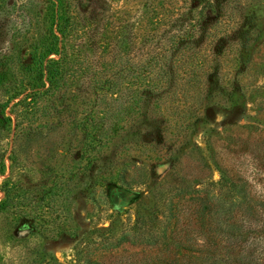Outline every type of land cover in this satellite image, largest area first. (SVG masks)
I'll return each instance as SVG.
<instances>
[{
    "label": "trees",
    "instance_id": "trees-1",
    "mask_svg": "<svg viewBox=\"0 0 264 264\" xmlns=\"http://www.w3.org/2000/svg\"><path fill=\"white\" fill-rule=\"evenodd\" d=\"M226 1L140 0L133 10L113 7V0L87 5L81 0H0V85L14 100V129L23 131L31 122L34 102L57 101V117L69 113L61 103L72 109L68 121L77 143L67 144L57 164V201L93 196L105 184L130 183L126 157L135 150L146 159L159 158L162 148L192 127L206 102L220 106L224 100L228 104L220 107L234 111L244 94L240 78L251 48L246 27L251 22L242 11L235 22H221ZM216 8L219 12L209 18ZM165 109L175 120L162 116ZM160 115L165 123L158 126ZM255 118L263 121L264 114L257 111ZM152 122L157 136L147 138L143 126ZM251 124L238 127L248 136L259 128ZM225 131L232 129L212 130L208 156H200L206 177L215 165L220 178L207 183L198 175L179 187L168 202L167 228L158 239L162 255H147L138 264H264V176L257 178L264 156L244 138L239 151L220 152L224 144L217 147L214 141L227 142L221 137ZM168 147L166 155L176 161L175 143ZM228 154L232 167L224 162ZM11 155L12 165L16 158ZM239 158L257 172L240 173ZM131 168L141 170L137 162ZM111 189L115 203L132 196L114 188L115 197ZM1 191L2 210L29 195L11 177ZM68 215L57 212V234L66 232ZM150 248H144L145 255ZM92 261L103 264L105 259Z\"/></svg>",
    "mask_w": 264,
    "mask_h": 264
},
{
    "label": "rangeland",
    "instance_id": "rangeland-1",
    "mask_svg": "<svg viewBox=\"0 0 264 264\" xmlns=\"http://www.w3.org/2000/svg\"><path fill=\"white\" fill-rule=\"evenodd\" d=\"M81 1V5L89 3V0ZM95 1L99 4V0ZM113 1V7L132 6L133 10L140 4V0ZM199 2L196 1V6H200ZM223 11L225 16L221 22H235L240 11L246 12L251 22L250 26L246 25L252 42L240 78L244 94L238 106L230 112L223 108L228 104L224 100L218 104L223 107L206 106L209 104L206 102L200 110L201 116L193 119L192 127L175 142L170 145L167 142L168 146L175 143L177 151L173 157L176 161L166 155L172 147L162 148L161 156L152 159H146L134 150L133 155L125 156L133 181L125 185L121 182L113 186L105 184L104 189L96 188L93 196L75 194L66 203L57 201V164L67 144L77 143L68 121L72 116L71 106L61 103L60 107L69 109V113L62 112L57 117V101L34 102L32 120L26 121L24 130L19 132L14 129L11 113L14 100L0 85V201L3 199L1 185L8 177L18 181L29 194L25 199H18L19 203L15 200L17 205L0 209V264H94L92 260L97 257L105 259L103 264H138L147 259V255L160 257L162 246L158 239L162 229L167 228L168 202L172 195L193 177L199 179L198 175L207 183L220 178L215 165L207 170V177L201 171V157L208 156L206 139L212 130L232 129L221 136L227 142L214 141L217 147L224 144L220 152L232 154L239 151L245 147L241 143L244 138L250 149L264 156V119L259 122L255 118L257 111L258 115L260 112L264 114L258 106L262 104L264 107V0H228L224 2ZM205 12L209 13L208 9ZM217 12L219 9H214L209 18ZM162 116L175 120L167 109ZM162 116L157 118L158 126L165 123ZM250 123L253 127L259 125V128H252L253 132L246 136L248 130L238 126ZM157 127L154 122L144 123L147 138L157 136ZM125 138H130V134L127 133ZM13 153L16 159L11 165ZM229 157L228 154L224 162L232 167L233 158ZM243 161L239 158L236 163L240 173L257 172V168L247 167ZM134 162L141 170L132 172ZM263 176L264 169H260L257 178ZM112 187L127 190L131 198L125 203H115L110 195ZM115 189L114 196L118 197L119 192ZM57 212L59 216L65 212L70 214L66 217V232L60 235L57 234ZM149 246L150 252L145 255L144 248ZM260 253L264 261V248Z\"/></svg>",
    "mask_w": 264,
    "mask_h": 264
}]
</instances>
